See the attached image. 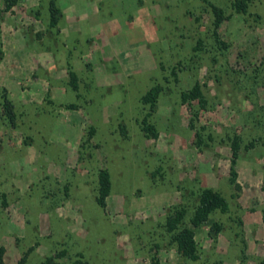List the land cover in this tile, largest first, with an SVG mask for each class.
I'll return each instance as SVG.
<instances>
[{
	"label": "rangeland",
	"instance_id": "obj_1",
	"mask_svg": "<svg viewBox=\"0 0 264 264\" xmlns=\"http://www.w3.org/2000/svg\"><path fill=\"white\" fill-rule=\"evenodd\" d=\"M0 0V246L5 264H258L264 257V0ZM209 3L226 17L214 36ZM222 43L225 47H222ZM68 70L75 73L76 89ZM198 84L205 99L181 100ZM157 88L153 105L141 97ZM13 105L11 126L2 92ZM70 105H74L71 107ZM142 119L156 132L142 128ZM238 141L230 181V142ZM109 173L103 210L98 169ZM203 188L226 201L193 228ZM220 228L213 237L211 224Z\"/></svg>",
	"mask_w": 264,
	"mask_h": 264
},
{
	"label": "trees",
	"instance_id": "obj_2",
	"mask_svg": "<svg viewBox=\"0 0 264 264\" xmlns=\"http://www.w3.org/2000/svg\"><path fill=\"white\" fill-rule=\"evenodd\" d=\"M14 3V0H5V8H9ZM211 8V12L213 15L212 26L214 36L217 38L216 30L218 29L220 23L226 18L223 14V11L220 7L209 3ZM234 10L239 12H244L246 7V0H235L233 3ZM60 10L55 5L54 0H49L48 2V16H49V24L55 25L60 17ZM222 47H225V44L222 43ZM1 58V51H0ZM68 76L71 81V86L73 89H76L75 83V73L71 70H68ZM158 90L157 88L152 91L146 92L142 97V102H148L151 106L154 103L156 94ZM2 102H1V112L8 120L9 124L12 126L15 120V114L13 111V105L10 100L6 96V92L3 89L2 92ZM187 99H196L199 106L202 107L205 104V99L200 91L198 84H194L188 91L181 93V100L185 101ZM73 107L74 105H70ZM142 128L149 134L155 136L156 132L154 127L147 123L145 119H142ZM231 149V160H230V181L237 186L235 183V172L233 169V165L235 163V158L237 156L238 151V141L234 137L230 142ZM110 190V179L109 173L106 168L101 167L98 169L97 173V188H96V196L95 202L97 205L103 210L106 207V197L109 194ZM227 208V204L225 199L216 191L210 188H203L198 195V202L195 206L191 217L189 218V225L184 227H178L183 216L184 209L179 208L173 210L166 216L165 219V227L168 231H175L172 236V240L175 243L177 253L188 259H196L197 258V245L194 238L193 228H196L202 225L208 218V216L215 210L224 211ZM220 228V225L217 222H213L211 224L209 234L211 236H215ZM4 249L0 246V264H5L3 260ZM26 252H24L21 257L18 258L13 264H27L26 263ZM64 254V250L60 251L57 254H52L45 256L38 264H65L57 260L59 255ZM68 264H88L86 260L82 258L81 255L79 257L73 259ZM258 264H264V257H262Z\"/></svg>",
	"mask_w": 264,
	"mask_h": 264
},
{
	"label": "crops",
	"instance_id": "obj_3",
	"mask_svg": "<svg viewBox=\"0 0 264 264\" xmlns=\"http://www.w3.org/2000/svg\"><path fill=\"white\" fill-rule=\"evenodd\" d=\"M59 8V7H58ZM60 10V9H59Z\"/></svg>",
	"mask_w": 264,
	"mask_h": 264
}]
</instances>
